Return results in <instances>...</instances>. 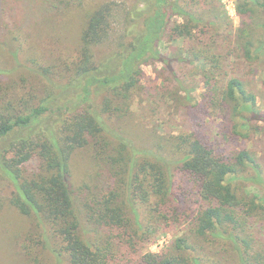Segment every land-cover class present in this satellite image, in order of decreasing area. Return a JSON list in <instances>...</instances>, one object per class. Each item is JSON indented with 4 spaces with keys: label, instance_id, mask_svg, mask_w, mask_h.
I'll list each match as a JSON object with an SVG mask.
<instances>
[{
    "label": "trees",
    "instance_id": "trees-1",
    "mask_svg": "<svg viewBox=\"0 0 264 264\" xmlns=\"http://www.w3.org/2000/svg\"><path fill=\"white\" fill-rule=\"evenodd\" d=\"M204 1L209 5L206 12L188 0H138L127 12L125 43L100 60L98 50L111 37L113 6L97 2L82 18L76 15L77 30L74 13L86 1L52 0L45 13L70 12L64 29L69 33L66 48L75 50L66 61L43 66L42 49L34 52L30 39V48L20 41L12 53L0 51L4 61L13 58L15 64L0 71V179L16 189L9 209L28 226L12 246L29 264H205L200 252L206 244L218 242L235 255L236 264H264L248 226L264 212V197L244 191L245 182H264V166L256 152L226 154L198 132L168 136L153 151L135 146L132 135L114 125L130 115L143 65L160 64V72L171 73L183 85L173 64L204 62L210 66L204 70L205 99L224 115L226 131L243 140L260 132L264 114L246 83L234 77L218 84L223 61H230L219 27L227 14L217 13L214 1ZM254 6L264 8V3L240 0L237 8L243 18L238 51L250 60L260 59L264 49V41L256 35L264 24L251 27L245 20L255 13ZM12 24L0 27L5 46ZM179 39H194L202 46L171 57L161 52L162 42ZM21 68L41 81L32 84L16 76ZM3 76L11 80L4 81ZM102 94L105 98L99 100ZM80 149L92 151L94 165L109 175V188L89 192L87 187L80 197L71 163ZM37 161L35 173L26 175L27 166ZM195 196L197 210H193ZM186 222L188 235L173 239L161 253H138V243L151 241L157 225L172 228Z\"/></svg>",
    "mask_w": 264,
    "mask_h": 264
},
{
    "label": "rangeland",
    "instance_id": "rangeland-1",
    "mask_svg": "<svg viewBox=\"0 0 264 264\" xmlns=\"http://www.w3.org/2000/svg\"><path fill=\"white\" fill-rule=\"evenodd\" d=\"M85 1L83 8L79 11L76 10L74 13L76 20V26H74L76 29L78 22H80L76 15H80L82 18V14L84 15L86 10L93 4L92 8L99 3H110L114 8L111 37L98 50V59L101 60V58L103 59L113 51L118 50L120 45L125 43L122 40V36L124 34L127 12L138 0ZM188 1L199 11L206 12L209 10V5L204 0H196L201 3ZM207 1L209 2L210 0ZM211 1H214L219 9L217 13L221 15L222 13L227 14V18L221 21L219 27L222 28L220 31V42L224 53L229 54L230 61H223V70L220 71L218 84L220 86L225 85L231 78H241L246 83L247 88L256 95L257 108L264 114V49L258 60L247 59L243 52L238 51L240 46L238 44V34L243 22V18L237 11L240 0ZM50 2L52 0H0V27L13 23L11 32L6 37V42L8 43L5 46V42L1 41L0 51L4 50L5 55H8L17 49L20 41H23L25 48H30L27 42L30 39L33 41L31 47L34 52L38 53L37 47L42 49L39 53H43V57L46 59L42 63L43 66H59L66 61V56L68 57V54L73 53L75 50L66 48L69 33L66 35L64 29H68L67 19L70 12L64 10L62 14H58L59 12L45 13L44 8ZM261 3H264V0H261ZM253 8L255 13H253L251 18L245 17L246 23H250L251 27L256 26V22L264 24V8L261 6H254ZM2 19H7L8 21L3 23ZM176 20L183 22L182 19L175 17L174 21ZM68 32L72 34L71 31L68 30ZM209 34L211 35L212 32ZM29 35L33 36L30 37ZM256 35L260 36L261 40L264 41V29H259ZM15 36L20 37L19 41L13 40ZM201 37L202 40H205L204 36ZM167 41L160 44V49L168 57L183 53L185 48L190 49L193 46H202L194 39ZM7 60L9 62L4 61L0 55V71H5L15 66L13 58L8 57ZM156 66L158 69H156ZM160 68V64L156 65L152 62L142 66L144 76L135 89L130 115L123 120L116 121L114 124L115 128L121 127V129H125L131 134L135 146L153 151H157V146L162 145L164 139L168 136L178 135L182 132H198L209 137L217 148L226 154H232L242 149L256 152L264 166V122L259 124L260 132L253 139H233V136L226 131L227 124L223 119L224 115L220 110L209 105L205 99L207 86L204 70H209V64L204 62H196L195 64L175 62L173 64L175 77L183 85L177 84L171 73L160 72ZM16 76L25 78L28 83L32 84H36L39 82L38 80L41 81V78L38 77L37 79L34 73L25 68H21ZM2 80L10 81L11 78L3 76ZM189 96H191V100L188 99ZM104 98L105 94H102L99 100ZM1 150L3 151V149ZM2 151L0 154H2ZM11 156L12 154L8 155L9 158ZM71 163L72 180L75 186L81 189L82 195L80 197L83 196L84 192H87V187L89 192H96L102 187L109 188L110 178L108 173L102 171L104 168L101 170L97 165H94L92 151L89 149L76 151ZM37 165L38 161L33 165H28L25 169L26 175L35 173L34 169ZM176 180H179V178H176ZM244 191L248 196L257 195L264 197V182H245ZM15 192L16 189L10 181L0 179V193L4 203V208L0 210V264H29L27 259L20 255L18 247L12 246L16 235L19 233L17 236H21L28 226L26 225L27 223L18 217L17 213H13L9 209L10 201ZM193 200V210H197L199 208V204H197L198 197L195 196ZM188 224L186 222L183 225H179V227L174 226L172 228H167L164 224L157 225V229L151 235V241H146L142 244L138 243V253H161L173 239L188 235ZM248 226L249 234L254 240V249L264 254V212L251 219ZM205 246L206 249L200 252V255L206 258L205 264H213L215 262L236 264V261H238L233 253L224 251V248L227 247H223V242H218L214 245L206 244Z\"/></svg>",
    "mask_w": 264,
    "mask_h": 264
}]
</instances>
